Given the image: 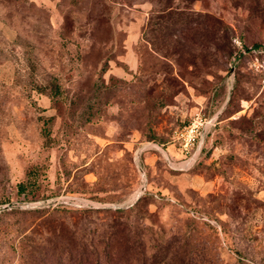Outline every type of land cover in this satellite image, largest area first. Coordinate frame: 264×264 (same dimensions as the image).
<instances>
[{
	"label": "rangeland",
	"instance_id": "374dc122",
	"mask_svg": "<svg viewBox=\"0 0 264 264\" xmlns=\"http://www.w3.org/2000/svg\"><path fill=\"white\" fill-rule=\"evenodd\" d=\"M156 5L0 0V264H87L82 242L100 250L107 230L148 256L264 264V83L247 50L264 0L190 1L205 19L166 53L142 37Z\"/></svg>",
	"mask_w": 264,
	"mask_h": 264
},
{
	"label": "trees",
	"instance_id": "16d2710c",
	"mask_svg": "<svg viewBox=\"0 0 264 264\" xmlns=\"http://www.w3.org/2000/svg\"><path fill=\"white\" fill-rule=\"evenodd\" d=\"M190 1L192 0H181L182 5L179 6L172 5L171 0H156L157 5L151 10L142 29L143 39L151 43L156 42L157 49L162 50L163 53H166L169 49L173 51L174 48L179 47V42L188 39L190 36L193 29L192 23L199 24L198 18L201 17L202 21V17H204L200 13L190 11L188 8ZM208 34L209 31L204 28L199 32V36L203 39ZM222 35H225V33ZM212 42L217 45L216 49L221 48L222 51H225L223 44H220L217 39L212 40ZM226 53L227 56L235 53V49L231 44ZM25 183L24 181L17 182V191H23ZM106 232L107 239L100 250H98V246L91 238L88 245L82 242L81 250L85 252L84 262L87 264H99V259L102 260L101 264H186V262L174 259L172 253L169 256L163 255L162 257H156L154 254L145 255L142 248L135 251L128 240L124 241V243L119 240V237L116 236L117 231L107 230Z\"/></svg>",
	"mask_w": 264,
	"mask_h": 264
},
{
	"label": "built area",
	"instance_id": "2783aa9c",
	"mask_svg": "<svg viewBox=\"0 0 264 264\" xmlns=\"http://www.w3.org/2000/svg\"><path fill=\"white\" fill-rule=\"evenodd\" d=\"M247 50L253 54L250 59V66L259 74L264 83V43L249 46ZM197 127V124L191 123L176 131L175 137L180 140L181 150L184 153L190 152L196 137Z\"/></svg>",
	"mask_w": 264,
	"mask_h": 264
}]
</instances>
